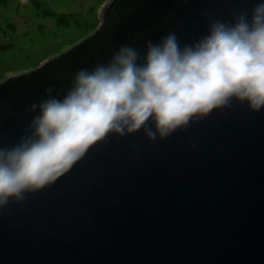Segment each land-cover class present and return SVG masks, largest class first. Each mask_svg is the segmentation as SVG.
<instances>
[{
  "label": "water",
  "instance_id": "water-1",
  "mask_svg": "<svg viewBox=\"0 0 264 264\" xmlns=\"http://www.w3.org/2000/svg\"><path fill=\"white\" fill-rule=\"evenodd\" d=\"M264 0H109L91 34L0 82V146L19 143L46 89L141 53L181 46ZM0 264H264V111L215 110L165 140L112 134L53 186L0 210Z\"/></svg>",
  "mask_w": 264,
  "mask_h": 264
},
{
  "label": "clouds",
  "instance_id": "clouds-1",
  "mask_svg": "<svg viewBox=\"0 0 264 264\" xmlns=\"http://www.w3.org/2000/svg\"><path fill=\"white\" fill-rule=\"evenodd\" d=\"M54 91L31 105L38 114L19 143L0 146V210L53 186L112 134L143 130L156 142L234 102L264 111V2L251 19L211 20L191 44L169 33L144 53L122 45L107 63L78 70L66 92Z\"/></svg>",
  "mask_w": 264,
  "mask_h": 264
},
{
  "label": "rangeland",
  "instance_id": "rangeland-1",
  "mask_svg": "<svg viewBox=\"0 0 264 264\" xmlns=\"http://www.w3.org/2000/svg\"><path fill=\"white\" fill-rule=\"evenodd\" d=\"M109 0H0V82L34 69L99 26Z\"/></svg>",
  "mask_w": 264,
  "mask_h": 264
}]
</instances>
